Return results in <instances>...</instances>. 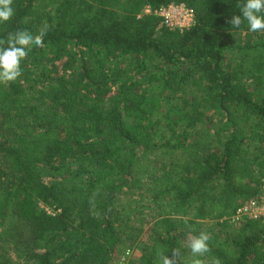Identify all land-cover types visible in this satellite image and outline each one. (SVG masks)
I'll return each mask as SVG.
<instances>
[{
	"label": "trees",
	"instance_id": "obj_1",
	"mask_svg": "<svg viewBox=\"0 0 264 264\" xmlns=\"http://www.w3.org/2000/svg\"><path fill=\"white\" fill-rule=\"evenodd\" d=\"M170 2L194 24L165 26ZM240 2L13 0L0 39L49 30L0 84V264H191L207 221L205 264H264V223L230 218L264 184V30L227 23Z\"/></svg>",
	"mask_w": 264,
	"mask_h": 264
},
{
	"label": "clouds",
	"instance_id": "obj_2",
	"mask_svg": "<svg viewBox=\"0 0 264 264\" xmlns=\"http://www.w3.org/2000/svg\"><path fill=\"white\" fill-rule=\"evenodd\" d=\"M13 0H0V23L9 21L15 14L12 7ZM241 15H233L227 23L234 29H240L246 21L248 30L257 32L264 30V0H241L239 3ZM49 30L47 22L32 34L28 30H17L8 33L5 39H0V84H8L17 80L22 75L21 61L26 59L33 46H42L44 37ZM6 45V46H5ZM210 235L207 232H200L199 235L189 236L186 247L192 254L191 264H205L203 257L210 251L208 241ZM179 254V250H174L173 255ZM215 264H219L216 261Z\"/></svg>",
	"mask_w": 264,
	"mask_h": 264
},
{
	"label": "built area",
	"instance_id": "obj_3",
	"mask_svg": "<svg viewBox=\"0 0 264 264\" xmlns=\"http://www.w3.org/2000/svg\"><path fill=\"white\" fill-rule=\"evenodd\" d=\"M144 12L148 13L149 10L146 9ZM155 13L162 18L165 26L172 29L182 31L194 24V13L184 3L170 2ZM44 208L48 213L50 212L46 207ZM230 218L233 222L251 220L264 223V186L254 198L243 202L237 207Z\"/></svg>",
	"mask_w": 264,
	"mask_h": 264
},
{
	"label": "rangeland",
	"instance_id": "obj_4",
	"mask_svg": "<svg viewBox=\"0 0 264 264\" xmlns=\"http://www.w3.org/2000/svg\"><path fill=\"white\" fill-rule=\"evenodd\" d=\"M34 74L36 75H38L39 74V72H37V71H35L34 72ZM262 181L264 182V177H263V179H262ZM264 186V184L261 186V187H259V189H258V192L262 189V187ZM143 192V190H141V191H139V195L141 194ZM146 198V196L143 198V199H145ZM150 203H148V205H149ZM152 207V206H151ZM48 209V208H47ZM49 211H50V209H48ZM50 213V212H49ZM195 230H205L206 232H213L215 229H214V227H213V224H212V222H210V221H207V222H204V223H202V226H200V227H197ZM187 242V239H185L184 240V242ZM131 250V249H130ZM128 251L126 254L124 253L123 255H120V256H118L115 260H114V262H115V264H127L128 263V259H127V257H130V258H134L135 256H137L138 255V253H136L135 254V251L134 252H132V251Z\"/></svg>",
	"mask_w": 264,
	"mask_h": 264
}]
</instances>
